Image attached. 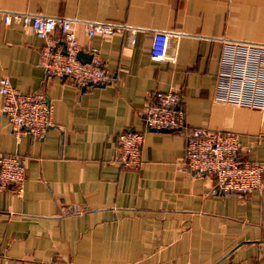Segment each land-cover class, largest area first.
Listing matches in <instances>:
<instances>
[{"label":"crops","instance_id":"obj_1","mask_svg":"<svg viewBox=\"0 0 264 264\" xmlns=\"http://www.w3.org/2000/svg\"><path fill=\"white\" fill-rule=\"evenodd\" d=\"M123 23L134 28L84 38L105 83L44 77L45 39L0 15V77L42 93L51 124L14 135L0 111V154L23 159L19 193L0 189V264H264V185L216 190L182 165L183 132L146 128L149 92L176 90L187 127L237 135L239 157L264 164V109L212 100L221 38L264 43V0H0L1 11ZM152 30L167 33L172 59L149 58ZM49 39L60 44L57 32ZM1 100V99H0ZM140 131V164L117 160L115 135Z\"/></svg>","mask_w":264,"mask_h":264},{"label":"built area","instance_id":"obj_2","mask_svg":"<svg viewBox=\"0 0 264 264\" xmlns=\"http://www.w3.org/2000/svg\"><path fill=\"white\" fill-rule=\"evenodd\" d=\"M3 24L10 22L27 26L45 39L39 48L38 64L44 77L67 76L77 85L105 83L108 75L97 54L88 47L90 58L79 61L75 57L79 42L73 24L80 25L84 38L106 36L129 30L134 41V28L123 23H104L97 20L67 18L58 15L27 11H1ZM58 33L60 44L49 39ZM167 33L152 30L148 47L149 58L172 59L168 56ZM212 100L251 109H264V43L237 38H221L217 68L214 76ZM0 111L14 135L24 131L40 136L51 124V106L42 93L23 94L10 86L6 76L0 77ZM176 90L149 92L142 113L146 128H162L183 132L182 165L195 174L214 180L216 190L246 193L264 185V164L240 158L239 142L234 132L205 126L187 127L182 109L178 106ZM140 131L126 130L115 135L117 160L124 168L135 169L140 164ZM23 159L15 154H0V189L19 193L23 180Z\"/></svg>","mask_w":264,"mask_h":264},{"label":"water","instance_id":"obj_3","mask_svg":"<svg viewBox=\"0 0 264 264\" xmlns=\"http://www.w3.org/2000/svg\"><path fill=\"white\" fill-rule=\"evenodd\" d=\"M76 57L79 58L81 61H87L90 57L89 52H83L82 50H77L75 53ZM3 114V113H2ZM153 129V128H152ZM155 129V128H154ZM157 129V128H156ZM162 129V128H158ZM165 130V129H164Z\"/></svg>","mask_w":264,"mask_h":264},{"label":"bare ground","instance_id":"obj_4","mask_svg":"<svg viewBox=\"0 0 264 264\" xmlns=\"http://www.w3.org/2000/svg\"><path fill=\"white\" fill-rule=\"evenodd\" d=\"M75 57H76V55H75ZM77 58V57H76ZM90 58V57H89ZM79 61H81L79 58H77ZM89 60V59H88Z\"/></svg>","mask_w":264,"mask_h":264}]
</instances>
